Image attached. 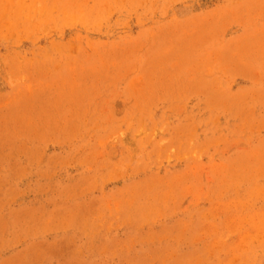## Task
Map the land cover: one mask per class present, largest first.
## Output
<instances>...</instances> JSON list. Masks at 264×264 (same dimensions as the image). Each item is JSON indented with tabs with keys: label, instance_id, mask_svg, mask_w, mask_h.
<instances>
[{
	"label": "rangeland",
	"instance_id": "374dc122",
	"mask_svg": "<svg viewBox=\"0 0 264 264\" xmlns=\"http://www.w3.org/2000/svg\"><path fill=\"white\" fill-rule=\"evenodd\" d=\"M0 264H264V0H0Z\"/></svg>",
	"mask_w": 264,
	"mask_h": 264
}]
</instances>
